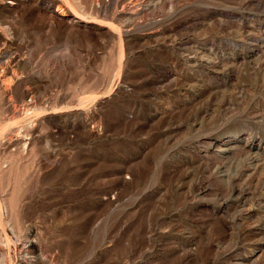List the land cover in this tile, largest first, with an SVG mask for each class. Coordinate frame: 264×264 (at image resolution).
I'll return each mask as SVG.
<instances>
[{
	"label": "rangeland",
	"instance_id": "obj_1",
	"mask_svg": "<svg viewBox=\"0 0 264 264\" xmlns=\"http://www.w3.org/2000/svg\"><path fill=\"white\" fill-rule=\"evenodd\" d=\"M0 264H264V0H0Z\"/></svg>",
	"mask_w": 264,
	"mask_h": 264
},
{
	"label": "bare ground",
	"instance_id": "obj_2",
	"mask_svg": "<svg viewBox=\"0 0 264 264\" xmlns=\"http://www.w3.org/2000/svg\"><path fill=\"white\" fill-rule=\"evenodd\" d=\"M55 13L58 15V16H61V17H63V16H65V11L61 8V7H58V8H56L55 9ZM70 21L71 22H74V23H80V22H82V23H87V24H93V25H97V26H105L104 25V23H102V21H95V20H93V19H88V18H86V17H84V16H82L79 12H77V11H73L72 10V12H71V14H70ZM14 112V111H13ZM227 143V142H226ZM224 143H221V144H218V145H216L215 146V150L216 151H229V150H231L232 149V147H227L228 145H226V144H224ZM243 145V144H242ZM241 145V146H242ZM245 146H247L248 147V150H251V149H254L255 147V145L254 144H252L251 142L249 143L248 141L244 144ZM253 145V146H252ZM230 146V145H229ZM244 146V147H245ZM243 147V146H242ZM255 151V150H254ZM246 153V152H245ZM237 196V195H236ZM238 198V197H237ZM249 208V207H248ZM250 211V210H249ZM247 213V212H246ZM258 254V253H257ZM257 259V258H256Z\"/></svg>",
	"mask_w": 264,
	"mask_h": 264
}]
</instances>
